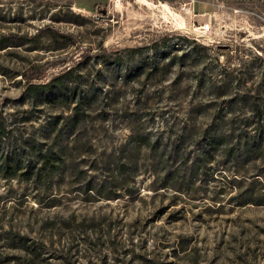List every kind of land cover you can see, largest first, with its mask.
<instances>
[{
	"label": "rangeland",
	"instance_id": "obj_1",
	"mask_svg": "<svg viewBox=\"0 0 264 264\" xmlns=\"http://www.w3.org/2000/svg\"><path fill=\"white\" fill-rule=\"evenodd\" d=\"M108 53L122 59L105 63ZM70 67L86 90L102 75L71 136L72 110L49 92L26 93L29 78L46 82ZM223 97L232 107L221 109ZM253 101L264 106V0H0L2 144L25 163L14 177L0 174L2 264H264V203L254 202L264 161L212 155L201 138L214 113L239 122ZM134 132L188 137L178 160L160 162L130 143ZM48 150L55 156L42 166ZM8 229L36 252L13 247Z\"/></svg>",
	"mask_w": 264,
	"mask_h": 264
},
{
	"label": "trees",
	"instance_id": "obj_2",
	"mask_svg": "<svg viewBox=\"0 0 264 264\" xmlns=\"http://www.w3.org/2000/svg\"><path fill=\"white\" fill-rule=\"evenodd\" d=\"M10 45V44H6ZM167 41L165 39H160L157 41L156 45L159 48L165 46ZM147 46L141 47L144 50ZM200 55H207L209 53V46L207 44L201 43L197 47ZM122 56L112 55L108 53L104 57V62H116L120 61ZM174 58L172 59V61ZM34 68H32L33 70ZM134 70L130 71L126 76L129 80ZM34 78L35 76L32 75ZM81 73L75 71L74 67L65 69L64 71L54 75L50 80L46 82L31 81L26 86V93L32 97H43L45 92H49L47 95V100L51 103H61L65 105L72 113L67 117V127L70 128V136L74 135L78 128L87 122L88 116L90 114L89 107L91 106L93 100L96 98V94L93 92L100 91L101 88V77L100 69L92 77L89 84V89H85L81 82ZM55 88L56 91H52ZM234 99L232 97H223L221 100V109L232 107ZM251 114L249 117L244 115L243 119L237 122L239 115L228 116L225 113L217 111L213 114L212 119L214 120L212 125L208 127V130L203 133L202 137L209 143V152L212 155L218 150L222 151L227 158H236L238 162L245 164L249 163L255 159H261L264 161V106L256 101L251 104ZM131 119L139 117L141 114L138 109L132 110L131 113L127 114ZM58 124V122H56ZM216 123V124H215ZM249 126H254L255 134H251L247 131ZM9 130L3 119H0V174L5 177H14L19 174V172L24 168L25 163L17 152L8 151L2 144V140L6 135H9ZM63 134V129H58L57 135L53 142L59 146L62 142L61 136ZM134 136L130 138V143L134 146L139 147L141 144H146L149 151L152 152L160 162H166L170 158L178 160L181 155H183V144L187 143V135L184 132L179 133L178 138L172 139L170 134L163 141L162 139H156L154 141L149 137V133L139 134L140 139L134 138L138 136L137 133H133ZM210 134V135H209ZM189 137L195 142L194 135L191 133ZM200 140V139H199ZM198 140V141H199ZM234 140V141H233ZM172 143V147L169 150V144ZM235 143H232V142ZM51 150L43 153V163L42 166L49 164L51 159L55 156L52 155ZM173 159V160H174ZM28 170H33L34 165L32 163L27 166ZM72 168L76 171L75 174L81 178H84L86 185L85 190L95 189L96 185L93 179L90 177L87 170L80 168L77 164H73ZM41 168H38V170ZM122 171V170H120ZM40 173V171H39ZM261 174V173H260ZM123 178H126L125 174H122ZM101 186H105L106 183L103 181ZM98 188V187H97ZM99 190V189H98ZM102 192V191H101ZM107 198H118L120 195L116 192L105 193ZM244 203L250 202V197H245ZM255 203H264V192L259 194L254 200ZM8 234V240L11 241L13 247H22L27 250L36 252V244L33 246L31 242L27 239L26 235L18 231H13L12 229L6 230ZM4 257L0 252V264L4 262Z\"/></svg>",
	"mask_w": 264,
	"mask_h": 264
},
{
	"label": "built area",
	"instance_id": "obj_3",
	"mask_svg": "<svg viewBox=\"0 0 264 264\" xmlns=\"http://www.w3.org/2000/svg\"><path fill=\"white\" fill-rule=\"evenodd\" d=\"M206 26H207V28H208V27H209V24H207Z\"/></svg>",
	"mask_w": 264,
	"mask_h": 264
}]
</instances>
